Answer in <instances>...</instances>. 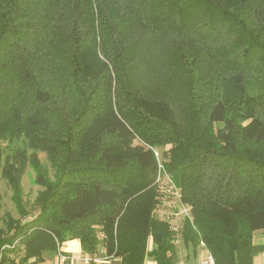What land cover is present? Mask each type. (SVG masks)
Instances as JSON below:
<instances>
[{"label": "trees", "instance_id": "trees-1", "mask_svg": "<svg viewBox=\"0 0 264 264\" xmlns=\"http://www.w3.org/2000/svg\"><path fill=\"white\" fill-rule=\"evenodd\" d=\"M153 149L188 208L182 243L252 264L264 0H0V181L20 215L0 228V248L16 241L0 264H52L72 239L121 264H178L154 212ZM29 166L41 187L30 211Z\"/></svg>", "mask_w": 264, "mask_h": 264}, {"label": "built area", "instance_id": "built-area-1", "mask_svg": "<svg viewBox=\"0 0 264 264\" xmlns=\"http://www.w3.org/2000/svg\"><path fill=\"white\" fill-rule=\"evenodd\" d=\"M154 155L157 159V172L155 183L157 185L158 190V200L159 203L155 208V215L157 218L169 223L170 229L175 233V237L173 240L174 244L179 243V230L181 228L179 222V216L188 215L187 206L180 201V191L179 188L173 182L171 176L166 173L161 164L158 151L153 149ZM16 245V241L12 243L3 244L0 248V260L5 251H9L13 249ZM200 246L205 250V253L200 256L197 260L196 264H216L215 258L213 255L206 250L205 245L202 241H200ZM56 257L64 261L67 259L59 249L57 248ZM82 259L86 264H90L93 260L90 256H83Z\"/></svg>", "mask_w": 264, "mask_h": 264}, {"label": "rangeland", "instance_id": "rangeland-1", "mask_svg": "<svg viewBox=\"0 0 264 264\" xmlns=\"http://www.w3.org/2000/svg\"><path fill=\"white\" fill-rule=\"evenodd\" d=\"M41 161L48 165V162L43 153H39ZM22 184V201L26 204L27 210L30 211L33 203L36 199L37 193L41 190V187L35 182V173L33 169L29 166L26 169L25 174L21 180ZM0 193H1V209H0V228L5 226L6 215L11 216L13 219H18L20 217L13 201L11 200V189L7 185L5 180L0 181ZM181 216H179V222L181 221ZM20 219V218H19ZM26 219V218H25ZM177 246L178 253V264H193L198 260L200 256L205 253V250L199 246L196 250L188 245L186 246L181 241L179 234V243L175 244Z\"/></svg>", "mask_w": 264, "mask_h": 264}, {"label": "crops", "instance_id": "crops-1", "mask_svg": "<svg viewBox=\"0 0 264 264\" xmlns=\"http://www.w3.org/2000/svg\"><path fill=\"white\" fill-rule=\"evenodd\" d=\"M253 243L255 245H260L264 247V237L261 236L259 232H256L253 237ZM151 248V243L149 242V249ZM60 251L67 256L64 261L59 260L55 257L52 264H86L82 259L83 256H90L93 260L90 264H121L119 258L108 256L103 248H99L95 253L88 254L81 250V245L79 240L72 239L64 241L59 246ZM194 262L193 264H196ZM144 264H156L151 259L147 258ZM252 264H264V250L259 252L253 257Z\"/></svg>", "mask_w": 264, "mask_h": 264}]
</instances>
